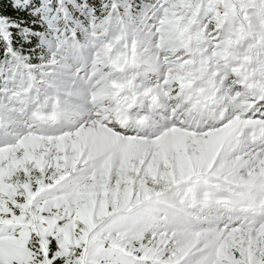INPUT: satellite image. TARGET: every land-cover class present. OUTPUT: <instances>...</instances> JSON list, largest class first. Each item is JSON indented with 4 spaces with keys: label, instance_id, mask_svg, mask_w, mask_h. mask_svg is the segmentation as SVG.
<instances>
[{
    "label": "snow or ice",
    "instance_id": "6c2138e0",
    "mask_svg": "<svg viewBox=\"0 0 264 264\" xmlns=\"http://www.w3.org/2000/svg\"><path fill=\"white\" fill-rule=\"evenodd\" d=\"M0 264H264V0H0Z\"/></svg>",
    "mask_w": 264,
    "mask_h": 264
}]
</instances>
